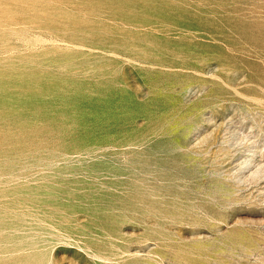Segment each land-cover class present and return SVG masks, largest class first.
<instances>
[{
    "label": "rangeland",
    "instance_id": "1",
    "mask_svg": "<svg viewBox=\"0 0 264 264\" xmlns=\"http://www.w3.org/2000/svg\"><path fill=\"white\" fill-rule=\"evenodd\" d=\"M0 264H264V0H0Z\"/></svg>",
    "mask_w": 264,
    "mask_h": 264
}]
</instances>
